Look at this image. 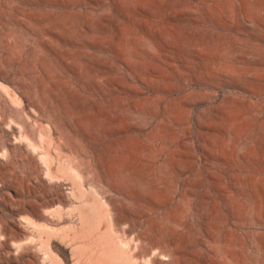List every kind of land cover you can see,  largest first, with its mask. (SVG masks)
<instances>
[{"label":"rangeland","instance_id":"rangeland-1","mask_svg":"<svg viewBox=\"0 0 264 264\" xmlns=\"http://www.w3.org/2000/svg\"><path fill=\"white\" fill-rule=\"evenodd\" d=\"M0 264H264V0H0Z\"/></svg>","mask_w":264,"mask_h":264}]
</instances>
